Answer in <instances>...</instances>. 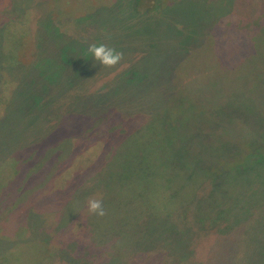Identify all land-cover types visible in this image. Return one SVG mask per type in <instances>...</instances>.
I'll use <instances>...</instances> for the list:
<instances>
[{"label":"rangeland","instance_id":"rangeland-1","mask_svg":"<svg viewBox=\"0 0 264 264\" xmlns=\"http://www.w3.org/2000/svg\"><path fill=\"white\" fill-rule=\"evenodd\" d=\"M17 1L4 10L19 22L0 24V260L264 264V0H166L153 16L131 11L129 0ZM91 43L123 52L122 61L102 67ZM188 82L203 86L189 93ZM78 114L95 119L83 126ZM69 136L61 156L48 154ZM152 161L169 166L167 184V165L148 171ZM75 168L85 175L69 177L65 188ZM218 171L221 184L187 195L193 200L171 220L111 214L122 178L131 180L134 198L122 204L133 213L145 207L137 193L149 173L146 197L163 201L187 178L208 181ZM103 176L116 184H101ZM91 197H102L104 216L87 211ZM15 225L26 227L19 240L27 247L13 248ZM51 225L60 235L54 243ZM141 230L154 233L138 249L131 242Z\"/></svg>","mask_w":264,"mask_h":264},{"label":"trees","instance_id":"trees-1","mask_svg":"<svg viewBox=\"0 0 264 264\" xmlns=\"http://www.w3.org/2000/svg\"><path fill=\"white\" fill-rule=\"evenodd\" d=\"M14 1L16 2V0H0V24L4 23V26L5 27L6 26L7 27H11L12 25H16L14 23H18L19 22L18 20L12 19V18L11 19H6V15H5V13H6L5 11L6 10H4V9L10 10L9 7H8L10 5L11 6H15V5L17 6V4H18L19 1H17L16 3H14ZM100 2H101V0H97V4H99ZM166 3H167L166 0H129L127 6L130 8L131 11H133L135 13L142 14V15L147 14L149 16H153V15H159L162 12L161 11V8H163L166 5ZM18 27H21L22 28L21 24L18 25ZM21 60L22 59H19L16 62L18 63ZM6 63H4V65H6ZM227 79H229V78H227ZM8 80H9V78H8ZM180 82H181V78H180V81H179V79L177 81V85H176L177 87L180 86ZM8 83H10V81ZM8 83H7V85H8ZM186 86L190 90L189 93H196V90L198 88H201L203 86V84L197 83V84H195L193 86V85H189V82H188L186 84ZM8 87H9V85H8ZM224 100H228V99H224ZM97 112L98 113L95 114V115H97V118L99 119V117H101L102 111L99 110ZM253 114L255 115L256 113L253 112L252 115ZM78 116H79V114H78ZM92 116H85V117L79 116V117H75V118H76V121H80L82 123V125L84 126L83 122H84L85 119L87 121H91V120L95 119V118H90ZM256 122L258 124H260L261 123L260 118H258L256 120ZM64 128L68 129V127H64ZM62 130H63V128H62ZM63 133H66V132H63ZM72 136L74 137L75 134L72 135ZM68 139H70V136L69 137H65V138L63 137L62 140L59 142V145L55 146L54 148L52 147V148L48 149V154L52 151V154H54V157L55 158H56V155L58 157L61 156V154H60L61 153V150L60 149H62L64 145H68L69 144V141L70 140H68ZM86 142H90L89 145L90 146L93 145L92 147H94V148H95V146H98V145L100 147H103V143L102 144L101 143H97V142L93 141L92 139H90V140H88ZM95 157H97V154L95 155ZM13 162H14V164H17L18 165V162H20V161L19 160L17 161L16 159H14ZM151 163H152V165L150 167H148V171L154 165V169L157 168L158 171L160 172V170L162 169V166L167 165L166 163H161L162 164V166H161V164L159 162H153V161ZM166 168H168V170L162 174V179L164 178V175L169 174V171H170L169 166L167 165ZM75 169H77V170H76V172H75L74 175L71 172H69L68 175L66 176V180H64V186H65V188H67L69 186V183H68V178L69 177L75 176V177H77L79 179L84 177V175H85L84 169H82V168H75ZM81 170H82L81 174H78ZM4 171H5V169L3 168V166H1L0 167V172H4ZM20 171L21 170H18L17 172H20ZM35 172H36V170L33 171V174H35ZM146 172H147V168H146V166H144V167H142V168H140L138 170V173L137 174L141 177L143 175V173L145 174ZM219 173H221V172L218 171L215 174H210V178H209L208 181H205V180L202 179V180H199L198 182H195V183L192 184L193 177H196V175H193V176H191V178H187V180H185L186 181L184 183L185 186H183L182 190L180 192H177V194H175V195L172 196L169 192L166 191L167 192V196H166V199H164L163 201H159V195H156V197H154V198H150L149 196L146 197V195L150 193L148 186L150 184H154L153 175L149 173V174L146 175L147 178H145L143 181L140 180V186H139L140 190L137 193V195L140 194L142 196V198L145 200V202H146L145 207H140L138 209H135L133 211V213L131 212V209H129L126 206H124L125 204H122L124 202V199L126 200V199H129V198H132V197L134 198V195L135 194H132L131 193V190H130L131 180H127L125 178H122L121 179L122 184H116L115 179L113 177H105V176H103V179L101 181V184L102 183H105V182L110 183V184L115 183L116 185L121 186L123 188V190H124L121 195H119V196H117V197H115L113 199H110V200L108 199L109 200V204L112 203L111 214H112L113 218L115 219V221H124V219H125V221H128L131 218H136V221H138L139 219H141L142 216H145V215L146 216L149 215L150 218L153 221H167V220H171L172 219V217L174 216V213L176 212V209L178 207H180L182 205H185V204L189 203L190 201H192L194 199L193 197L196 195V193L197 194L199 193V191H200L199 189L200 188H203L205 186H212V185L219 186L221 184V182H219L218 180L221 179V178H220V175H216V174H219ZM133 181L135 182V180H133ZM155 181H156V179H155ZM163 182H164V184H167L168 183V179L167 180L166 179H163ZM98 183H99V181H98ZM125 183H128V186L129 187H127L125 185ZM203 185H205V186H203ZM166 189L164 188L163 190L154 191V193L155 192H165ZM220 191H222V189ZM187 195L188 196H192L193 195L192 196L193 199H191L190 201H188V200L185 201L186 200L185 197ZM171 196H172V200H173L172 202L170 200V197ZM34 197L35 196H33L32 192H29V194H28V196H27L26 199L28 201H30V200L33 201V198ZM117 200H118V203L119 204H116V201ZM181 200H183L182 203H181ZM142 212H144V213H142ZM43 215L46 216L45 218H48V219L51 218V217L48 216V213L47 212H43ZM188 215H189V211L186 209V211L182 215V218L183 219H186L188 217ZM99 218L102 221H106V220H104L101 217H97L96 220H98ZM193 220L200 221V218L199 217H198V219H194L193 218ZM131 222H133V221H131ZM55 227L53 225H51L48 228L49 229V232H50L49 234L52 235V238H51L52 239V243H54L53 241L57 240V238L60 236L59 233L57 232V230L55 229ZM14 228H17V229H15V231H14L15 237H13V239H12L15 242L13 248H15L17 245H23V246L27 247L26 244L23 242V240H19V239H21V238H23L25 236L24 233L26 231L24 229L26 227L25 226L22 227V226L15 225ZM14 228L11 229V231H13ZM160 230L163 231L164 229H161L160 228ZM215 232L217 233L218 232V229H215ZM153 233H154V231H152L148 235H146L144 233V230H141V231H139L136 234V236H137L136 237V242H131V243H137L138 249H139V248H141V247L144 246V243H145L146 239L148 237H150ZM194 235H195V233H189L188 234V238H191ZM157 236H162V235H157ZM60 239H61V237H60ZM161 239H164V237L162 236ZM57 242H55V243H57ZM131 249L132 248H130L128 246L127 249L122 254H118L120 256L119 259H122L123 260L126 257H128L131 254V253H129ZM104 256H106V255H104ZM168 258L169 257L164 256L163 257V260H165V262H167ZM90 260L92 262L95 261L94 259H90ZM0 264H14V263H9L7 260H5V262H3L2 260H0Z\"/></svg>","mask_w":264,"mask_h":264},{"label":"clouds","instance_id":"clouds-1","mask_svg":"<svg viewBox=\"0 0 264 264\" xmlns=\"http://www.w3.org/2000/svg\"><path fill=\"white\" fill-rule=\"evenodd\" d=\"M88 52L95 61H98L102 67L114 68L123 59V52L115 48L109 47L104 43H91L88 45ZM87 211L90 214L104 216L106 211L103 207L102 197H91L87 200Z\"/></svg>","mask_w":264,"mask_h":264}]
</instances>
